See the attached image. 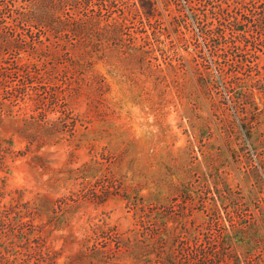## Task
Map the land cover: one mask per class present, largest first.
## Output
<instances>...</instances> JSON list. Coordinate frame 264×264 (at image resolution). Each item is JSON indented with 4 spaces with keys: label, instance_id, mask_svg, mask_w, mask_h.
<instances>
[{
    "label": "rangeland",
    "instance_id": "374dc122",
    "mask_svg": "<svg viewBox=\"0 0 264 264\" xmlns=\"http://www.w3.org/2000/svg\"><path fill=\"white\" fill-rule=\"evenodd\" d=\"M240 2L251 42L215 47L219 5ZM17 4L0 0V41ZM75 8L104 32L81 66L42 32L2 53L0 264H264V0Z\"/></svg>",
    "mask_w": 264,
    "mask_h": 264
},
{
    "label": "trees",
    "instance_id": "16d2710c",
    "mask_svg": "<svg viewBox=\"0 0 264 264\" xmlns=\"http://www.w3.org/2000/svg\"><path fill=\"white\" fill-rule=\"evenodd\" d=\"M77 4H79V0H77L76 3H74V0H18V4L14 8L16 11L14 20L15 23H19L22 31H20L17 35L16 32H13V37L7 41H0V68H4L2 67V63L4 62L2 60L3 51H5L10 46H19L20 41L25 42L27 36H30L31 38L36 37L38 32V40L41 42H44L42 36H40L41 32L47 36V40H51V35H54L56 39L55 43H58V46L62 45L65 52H67L72 64H74L75 67L78 65L81 66L83 64L82 59H78L74 56L76 47L81 44V42L85 43L87 36H89L91 39L94 37L93 35H103L104 32L100 31L99 28L97 29L95 19L93 17H89L88 15L87 17H83V15H81L80 12L76 10L75 7ZM146 4L141 3V7L147 8L149 6L151 12V10H153L151 3L147 2ZM240 4L241 7L235 6L232 9L229 7H224L223 5H219L220 16H222L224 20L228 22L226 23L220 19L218 26L207 29V32L213 34L212 40L215 43V47L223 46L224 44H222V42L224 40L225 44L231 43L236 49H239L240 45H238L237 41L235 40L239 37L246 43L251 42V40L244 33V27L246 24L245 20L247 21L249 17L245 16L244 20H240L237 16L238 12H243L241 9L247 8L244 3L240 2ZM242 14L245 15V13ZM262 20L264 22V16L262 17ZM149 21H151V17H149ZM223 26L229 27L231 30V37L226 35V30L223 28ZM70 33H73L74 35L75 33H78L81 39L79 41L80 43L72 42L71 48H68L66 45V38L70 35ZM257 33L259 36H256L257 42H253V54L257 57H260L258 51H261L264 47V38L262 37L261 31L258 30ZM17 37H19L20 41H17ZM155 40L158 44L165 47V40L162 38L161 34L156 35ZM62 42L64 43L62 44ZM220 56L221 55H219V57ZM246 61L247 60L244 59H239L237 61V68L239 70L236 69L234 79L239 82L240 86L238 98H244V100L248 102L247 99H251L255 96L256 91H254L252 88L255 87V83L258 80L254 79L252 81L251 79L240 77L239 73H241V70L245 68ZM23 66L26 67L27 64L25 63ZM257 112L259 113V111Z\"/></svg>",
    "mask_w": 264,
    "mask_h": 264
}]
</instances>
